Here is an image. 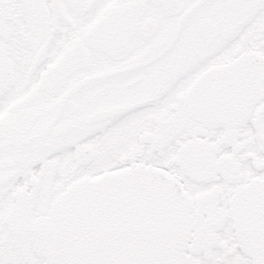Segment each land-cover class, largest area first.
I'll use <instances>...</instances> for the list:
<instances>
[{
    "label": "snow or ice",
    "instance_id": "1",
    "mask_svg": "<svg viewBox=\"0 0 264 264\" xmlns=\"http://www.w3.org/2000/svg\"><path fill=\"white\" fill-rule=\"evenodd\" d=\"M0 264H264V0H0Z\"/></svg>",
    "mask_w": 264,
    "mask_h": 264
}]
</instances>
